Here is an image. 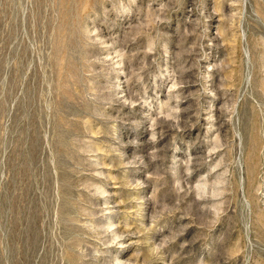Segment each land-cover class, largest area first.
Here are the masks:
<instances>
[{
  "label": "rangeland",
  "instance_id": "rangeland-1",
  "mask_svg": "<svg viewBox=\"0 0 264 264\" xmlns=\"http://www.w3.org/2000/svg\"><path fill=\"white\" fill-rule=\"evenodd\" d=\"M0 264H264V0H0Z\"/></svg>",
  "mask_w": 264,
  "mask_h": 264
}]
</instances>
